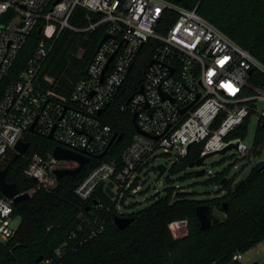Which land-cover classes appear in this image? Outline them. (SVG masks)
Segmentation results:
<instances>
[{
    "label": "built area",
    "instance_id": "2783aa9c",
    "mask_svg": "<svg viewBox=\"0 0 264 264\" xmlns=\"http://www.w3.org/2000/svg\"><path fill=\"white\" fill-rule=\"evenodd\" d=\"M77 8L86 11L84 28L70 22ZM35 28L36 50L26 69L12 79L14 62ZM63 30L100 31L101 41L108 36L67 96L56 91L53 78L41 75L50 44ZM140 69L142 81L132 82ZM114 105L135 121V133L120 159L99 164L75 188L79 199L97 200L85 220L90 228L86 241L105 230L99 190L117 203L138 194L142 174L158 156L174 164L191 148L201 147L202 157L231 144L242 158L255 156L253 147L240 140H225L247 118L250 122L256 117L264 126V62L199 15L197 8L167 0H0V167L18 154L20 141L28 143L29 132L52 135L56 146L76 153L102 154L115 134L103 121ZM27 152L20 156L27 161L24 176L35 186L21 195L52 191L57 170L78 167L75 161L57 160L53 151L46 156ZM109 183L113 197L105 190ZM14 209L13 199L0 192L2 244L10 243L19 229ZM176 225L175 238L185 236ZM61 255L59 248L55 256ZM241 258L238 253L233 260Z\"/></svg>",
    "mask_w": 264,
    "mask_h": 264
},
{
    "label": "trees",
    "instance_id": "16d2710c",
    "mask_svg": "<svg viewBox=\"0 0 264 264\" xmlns=\"http://www.w3.org/2000/svg\"><path fill=\"white\" fill-rule=\"evenodd\" d=\"M167 1L190 10L197 8L199 15L264 62V0ZM70 22L76 28L87 26L86 11L77 8ZM102 36L100 31L63 30L51 42L52 49L43 62L41 75L54 79L60 95L67 96L85 75ZM38 41L39 33L35 28L21 48L10 78H17L26 69ZM80 51L83 54L79 58ZM140 62L142 64V59ZM141 69L132 82L139 78L142 81ZM103 121L114 133L122 134V140L114 143L102 160L92 159L77 176L64 177L52 191L38 190L28 201L15 207V215L21 223L10 243H0V264H45L48 260L50 264H241L233 260L234 255L246 254L264 242V162L254 166L240 181L228 179L227 172L215 175L207 182L219 187L212 199L200 200L196 193L167 188L165 196L131 213H120L117 201L110 200L100 189L97 196L105 209L100 211L99 217L106 221L105 230L86 241L90 228L85 220L97 200L96 197L87 202L79 199L75 188L99 164L120 159L135 133L132 118L122 114L118 105L109 107ZM248 122L247 118L225 141L243 139ZM26 140L30 144L26 156L35 153L46 156L56 147L53 140L37 132L27 133ZM263 143L264 126L258 125L253 145L255 155ZM200 150L201 147L191 148L186 158L169 168V175L184 172L190 163L200 158ZM26 167L25 158L16 159L14 154L0 167L8 170L6 181L15 183L20 193L35 186L33 179L24 176ZM199 206L210 209L212 226L209 229L200 228L196 214ZM117 217L133 218V222L120 230L114 224ZM183 221L186 225L182 226L179 223ZM175 224L180 233L186 232L185 236L175 238ZM59 248L62 255L56 257L55 251Z\"/></svg>",
    "mask_w": 264,
    "mask_h": 264
},
{
    "label": "rangeland",
    "instance_id": "374dc122",
    "mask_svg": "<svg viewBox=\"0 0 264 264\" xmlns=\"http://www.w3.org/2000/svg\"><path fill=\"white\" fill-rule=\"evenodd\" d=\"M257 122L258 120L256 117H253L251 121L248 122L247 133L245 137L240 140L242 144L248 148H251L254 145L258 127ZM258 151L259 153L250 159L242 158L235 149L227 151L225 154L217 153L212 155L204 161L203 168L205 174L200 177L195 175L196 168L189 167H187L184 172L169 175V168H171L173 164L168 162L165 156H158L141 176V191L138 194H132L124 201H119L117 204L119 211L131 213L133 211L144 209L150 206L158 198L165 196L167 188L184 189L187 192L196 193L200 200L212 199L219 191V187L215 184H208L207 182L214 178L215 175L222 172L228 173V179L236 178L237 181L245 179L254 166L264 162V143L258 148ZM160 164H167L169 167L166 174L156 182L158 173L155 168ZM184 176L186 177L184 178ZM154 186L155 190H153ZM20 223V218H17L14 221L15 226H18ZM255 254L256 258H253L252 260L245 259V263L254 264V261L264 263V243L257 246L256 252H254V255Z\"/></svg>",
    "mask_w": 264,
    "mask_h": 264
},
{
    "label": "water",
    "instance_id": "95a60500",
    "mask_svg": "<svg viewBox=\"0 0 264 264\" xmlns=\"http://www.w3.org/2000/svg\"><path fill=\"white\" fill-rule=\"evenodd\" d=\"M107 38H108V36H105L103 38L98 49L103 45V43L106 41ZM112 59H113V57L110 59V61ZM31 130H33V128H31ZM48 138L51 140L53 139L52 135H49ZM122 138H123L122 134L119 135V134L115 133L113 136L111 145H113L116 142H120L122 140ZM111 145H110V147H111ZM110 147L98 156H90V155L86 154L85 152L76 153V152L70 151L68 149L62 148L61 146H56L53 150V156L57 160H68V161H75L78 163V167H76L74 169L57 170L55 172L57 179L60 180L64 177H75V176H77L83 170V168L91 162L92 159L96 158V159L102 160L107 155V153L109 152ZM236 148H237L236 145L231 144L230 146L226 147L222 151L207 154L205 156L200 157L198 160L190 163L188 167L189 168H196V172H195L196 176H199V177L203 176L205 173L203 165H204V161L207 158H209L212 155H215L217 153L225 154L227 151H230L232 149L236 150ZM28 149H29V143H25V142L20 141L16 146V151L18 152V154L16 155V159L18 157H20L21 155L25 154L28 151ZM155 169L158 173L157 178H156V182H158L166 174V172L168 171V167L165 164H160V165L156 166ZM7 173H8L7 169L0 170V192L5 197L13 199L14 205L16 207L21 202L28 201L31 198V196L29 194H22L21 195L20 191H19V189L15 183H8L6 181ZM112 187H113V184L109 183L105 189L106 193L110 197H113V195H114L112 193V190H111ZM153 190H155V186L153 187ZM209 213H210V209L208 206H199L196 210L197 217L200 221L201 230L209 229L212 226V221L209 217ZM132 222H133V218H129V217H117L114 220L115 226L117 228H119L120 230H124ZM40 261H41V258L38 260V262H40Z\"/></svg>",
    "mask_w": 264,
    "mask_h": 264
},
{
    "label": "crops",
    "instance_id": "0c3cea01",
    "mask_svg": "<svg viewBox=\"0 0 264 264\" xmlns=\"http://www.w3.org/2000/svg\"><path fill=\"white\" fill-rule=\"evenodd\" d=\"M262 243H264V242H262ZM260 244H261V243H260ZM256 248H257V247L251 249V250H250L249 252H247L246 254H243L241 260H239L238 262L241 263V264H250V263H245L244 260H245V259L252 260L253 258H256V257H255L256 254L254 255V252H256ZM251 255H253V256H251ZM249 262H253V261H249ZM255 263L262 264L263 262H257V261H254V264H255Z\"/></svg>",
    "mask_w": 264,
    "mask_h": 264
}]
</instances>
